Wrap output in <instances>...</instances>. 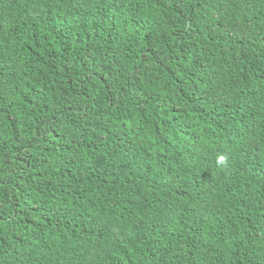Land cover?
<instances>
[{
  "label": "trees",
  "instance_id": "16d2710c",
  "mask_svg": "<svg viewBox=\"0 0 264 264\" xmlns=\"http://www.w3.org/2000/svg\"><path fill=\"white\" fill-rule=\"evenodd\" d=\"M0 264H264V0H0Z\"/></svg>",
  "mask_w": 264,
  "mask_h": 264
}]
</instances>
